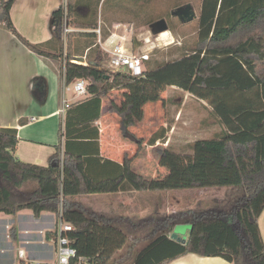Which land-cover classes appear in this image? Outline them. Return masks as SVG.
<instances>
[{"label": "trees", "instance_id": "obj_1", "mask_svg": "<svg viewBox=\"0 0 264 264\" xmlns=\"http://www.w3.org/2000/svg\"><path fill=\"white\" fill-rule=\"evenodd\" d=\"M14 1L0 0V26L10 30L32 51L56 57L44 49L45 43H32L16 29L10 14ZM107 1L109 4V0L105 3ZM128 1L119 0V4ZM85 2L67 0L66 5L63 3L53 12L52 23L54 37L64 45L66 11L67 23L74 29L66 34L64 81L69 85L78 78L88 80L91 97L69 109L70 114L61 132L66 138L64 149L58 146L50 157L49 166L19 160L15 154L18 130L0 128V213L14 215L23 209H31L36 216L43 211L57 213L63 197V217L74 225L70 237L79 254L89 258L93 264H111L114 254L133 234L128 248L136 249L139 240L136 232L146 225L143 221L133 222L127 228L114 218L73 202L70 197L118 192L125 188L146 190L151 183L141 175L131 174L132 159L128 157L117 175L96 178L90 173L91 165L102 158L97 141L98 129L91 126L101 116V97L135 78L127 72L103 66V51L90 45L98 36L95 31L76 30L96 29L98 26L94 17L87 21L81 18ZM197 18L198 41L183 61L181 79L204 88L227 89L234 86L243 92L260 86L264 101V0H201ZM76 37L87 38L83 43L89 45L88 57L92 58L94 54L87 64L72 61L76 59L73 53ZM46 87L45 78L34 79L33 91L40 100L45 99ZM130 108L117 112L125 117ZM213 112L224 126L223 119L216 111ZM233 119L240 127L237 131L231 132L223 127L211 137L190 144L192 159L182 175L188 186L237 185L242 188V194L225 210L214 208L196 212L186 209L155 218V232L138 248L130 264H165L188 253L220 256L235 264H264V240L258 224L264 210V132L254 133L264 123V107L242 110ZM121 128L126 136L130 134L135 138L124 121ZM78 143H85L88 152H80ZM31 181H35L37 187L24 191V186ZM182 222L191 225L186 243L169 237L175 226ZM10 234L13 239L17 238L15 226L11 227Z\"/></svg>", "mask_w": 264, "mask_h": 264}, {"label": "crops", "instance_id": "obj_2", "mask_svg": "<svg viewBox=\"0 0 264 264\" xmlns=\"http://www.w3.org/2000/svg\"><path fill=\"white\" fill-rule=\"evenodd\" d=\"M63 3L64 0H15L10 10L12 21L19 33L32 43H45L44 49L56 57L32 51L10 30L3 25L0 26V128H16L19 138L16 156L23 162L40 166H49L50 157L57 151L58 146L64 149L66 138L62 136L61 132L64 130L65 120L70 114L69 109L74 107L76 103L91 97L89 93L79 95L72 86L74 82L66 85L64 81L66 57L62 56L63 51L59 49L60 41L54 37L55 32L52 23L53 12ZM76 30L96 32L97 29L77 28ZM117 38L116 34L107 40L97 36L95 43L90 45H100L102 50L108 52L112 49L109 44L115 42ZM86 39L85 37L74 38L73 53L76 59H72V61L87 64L89 59L94 58V54L91 55L92 58L88 57L89 45L83 43ZM166 66V64H158L150 68L146 67L143 74L146 79L142 83H138L139 78H135L102 96L101 116L91 124L96 130L98 129L97 141L102 158L91 165L90 173L96 178L117 175L123 170L121 166L128 157L132 159L131 174L134 176L141 175L148 179L151 183L150 187L146 190L125 188L118 192L94 193L93 195L78 194L70 197L73 202L82 203L99 214L114 218L119 224L127 228L133 222H139L141 216L146 217L147 219L143 220V224L147 226L145 231L148 232L143 238L136 236L139 238L137 244L149 240L156 228L153 226L155 225L153 221L155 218L162 217L161 213L166 212L168 214L165 216H168L173 215L171 211L180 212L192 209L185 206L183 202L185 200L181 196L185 190L195 188L187 185V181L182 175L183 169L192 159L190 144L198 139L211 137L200 136L190 141L178 139L182 144L179 148L173 149L171 153L176 158H182V153H186L185 150L188 148L187 151H190L191 154V158L182 167L152 158L148 154L155 148L160 150L161 144L163 150L171 148L170 135H184L177 133L180 128V119L176 116L182 111L181 105L174 110L175 119L172 118L169 122L162 118L151 120L154 118L150 115V98L157 96V98L152 99H157L161 104L167 100L163 85L166 80L157 76L160 70L166 69ZM36 77L46 79L47 87L44 100H40L33 91V81ZM228 90L229 88H212L210 92L224 93ZM211 95L208 93L204 97L196 98L195 101L202 105L204 110L207 108L211 111L216 110L219 118L223 119L218 101L223 100L224 96ZM137 98L143 100V104L136 108L135 101ZM122 100H126L128 104L133 103L132 110L125 117L129 132L136 133L141 137L147 134L151 135L149 140L144 139L146 146L142 149V155H136V150L139 148V138H134L130 134L126 136L121 133L122 130L120 131L119 126H121L123 118L120 117L117 110L123 111ZM179 101L180 104L181 101L182 104L184 101L185 104L187 103L186 98L181 100L179 97ZM66 103L70 104V107L66 111L60 112ZM159 107L163 106L159 105ZM210 123V125L206 124L207 126L201 128V133L216 124L221 126L219 120L218 122L212 120ZM223 127L226 125L221 126L220 131ZM141 129L143 131L138 133ZM262 132H264V123L262 127L254 130L256 134ZM85 147V143L83 145L78 143L80 152L82 150V152L87 153ZM184 148L186 149L184 150ZM106 159L110 161H106ZM152 187L157 188L156 193L154 191L151 193ZM167 189L175 192L174 202L169 203L172 205L168 207V211H163V206H168L165 193ZM98 194H102V197L94 199ZM217 208L225 210L221 207ZM258 224L264 240V210L258 218ZM13 226L16 227V239H13L10 234V229ZM55 226L56 212L53 211H43L40 216H36L31 209L20 210L14 215L0 213V264H18L20 261L19 249H25L29 257L46 258V253L38 248L43 247L45 250L50 248L53 249V252L55 251L53 239ZM175 228L172 233L177 230L179 235H183L187 241L190 229L185 231L183 227ZM172 233L169 234L170 238ZM130 236L133 240L134 234ZM165 264L235 263L220 256H202L188 253Z\"/></svg>", "mask_w": 264, "mask_h": 264}, {"label": "rangeland", "instance_id": "obj_3", "mask_svg": "<svg viewBox=\"0 0 264 264\" xmlns=\"http://www.w3.org/2000/svg\"><path fill=\"white\" fill-rule=\"evenodd\" d=\"M105 1L106 0H101L100 2H97L95 0H86V8H81V10H83V14L81 15L82 19L87 21L92 20L94 17L96 20H98V26L96 28L98 37H102L104 40H107L110 36L116 34L118 38L115 42L109 44L110 48H113L116 44H124L125 47H127L133 54L140 55L145 52L149 53L150 59L144 61V69L146 67L150 68L158 64H167L165 67L166 69L160 70L157 74V76H161V78L166 80L164 81L165 83H163V85L166 90L164 95H166L167 100L161 104V102L157 99H152L157 98V96L150 98V115L152 118H154L151 120L162 118L169 122L172 118L175 119L173 114L174 110L180 105L182 107V111L176 116L178 119H180V128L179 132L177 133H183L184 135H170L169 139L171 148L169 147L167 150H163V145L161 144L160 150L155 148L150 153H148L152 158L163 160L166 163H171L173 165L182 167L184 163L191 158V154L190 151H187L189 150L188 148H184V150L186 149V153H182V158H176L175 155L171 153L173 152V149L179 148V146L182 144V142H179L178 139L190 141L200 136H212L214 133H218V131H220L221 126L214 123L216 124L215 126H212L207 129L208 131L206 130L205 132L201 133V128L210 125L212 120H216L218 122V117L216 114H214L213 110L211 111L209 108L204 110L202 105H199L195 101L196 98L204 97L208 95V93L212 94L211 96H224V99L218 101V103L224 123L231 132H235L240 128L233 119L235 115L239 114L245 109H261L264 107L260 86H256L254 89L251 91L249 90L248 92H243L242 90L232 86L227 92L220 93L210 92V88L200 87L181 79L183 61L187 58L188 54L192 52L198 41L199 20L196 18L190 22H183L179 16L173 15L172 12L180 6L186 7L187 5L192 4L194 8H190V11H196V13L199 15L201 0H142L138 2L129 0L124 4H119V0H109V4L108 1L106 3ZM64 4H67V0H64ZM77 18L80 17L78 16ZM71 19L73 20V17ZM161 19H165L168 23V29L163 31L167 32L166 37L162 36L163 32H159V28L154 24ZM67 26L70 30L73 28L71 24L69 25L67 23ZM147 38L151 39L150 43H146L145 39ZM63 42L64 45L61 44L59 49L60 51L63 49L62 56H66L67 40L65 33ZM97 48L103 51V66L107 69H111L110 54L106 52V50H102L100 45H98ZM145 79L146 77L142 75L139 77V81L137 82L142 83ZM179 97H181V100L186 98L187 103L185 104L184 101L182 104L181 101L180 104ZM132 101L134 102V100ZM122 102V109L124 112L129 106L131 107L130 111L132 110L133 103L128 104L126 100H122ZM142 102L143 100L137 98L135 101L136 108L138 106H142ZM159 105L163 107H159ZM120 117L123 118L124 122L126 121L125 117H122L121 115ZM119 128L121 131V126H119ZM142 131L143 129H141L138 133H141ZM121 133L124 134L123 131H121ZM132 134L135 136V138H139V148L136 150V155H142V149L146 146L144 145V139L149 140L151 135H144L143 138L138 136L136 133ZM36 185L37 184L35 181H31L24 186L23 190L32 191L37 187ZM201 189H188L183 192V195H181L185 200L183 201L185 206H189L196 212H202L214 208L217 209V207L224 209L226 206L228 207L230 202H232L238 195L242 194V188L237 185L205 187ZM153 191L156 193L157 188L152 187L151 193ZM165 193L166 203L168 206H163V211H168V207L172 205L169 203L171 201L172 203L174 202L173 196H175V192L167 189ZM100 197H102V194H98L94 197V199ZM177 212L179 211H171L173 214ZM166 214L168 213H161V216L164 217ZM146 219V217L141 216L139 218V222ZM146 227L147 226L142 229H138L136 232L137 236L143 238V236H145L148 232L145 231ZM178 227H183L185 231H187L188 228H191V225L189 223H179L176 225L175 229ZM175 232H177V230H175ZM180 236L183 237V235ZM131 242L132 236L129 237L124 247L119 249L114 254L110 260L111 264L132 263L137 255L138 248L142 247V245L147 241L139 242V244L136 245L135 250H129L128 247ZM38 249L45 252L47 255L46 258L42 259H52L54 257L53 249L49 248L45 250L43 247H39Z\"/></svg>", "mask_w": 264, "mask_h": 264}, {"label": "built area", "instance_id": "obj_4", "mask_svg": "<svg viewBox=\"0 0 264 264\" xmlns=\"http://www.w3.org/2000/svg\"><path fill=\"white\" fill-rule=\"evenodd\" d=\"M64 33L67 34L70 29L67 26V14L65 11L64 20ZM146 43H150L151 39H145ZM110 53V67L115 71H125L128 75L134 78H139L144 74L143 64L144 61L150 59L149 53L145 52L140 55L133 54L124 44H116ZM76 62V61H74ZM89 81L83 78H78L74 81V90L79 95H85L88 93ZM70 107V104L66 105L60 110V112L66 111ZM74 230V225L68 222L63 217V197L60 198L59 210L56 213V226L54 228V241L55 251L52 259H37L29 257L25 249H19L18 254L20 261L18 264H93V262L80 255L77 248L73 245V241L70 237V232Z\"/></svg>", "mask_w": 264, "mask_h": 264}, {"label": "water", "instance_id": "obj_5", "mask_svg": "<svg viewBox=\"0 0 264 264\" xmlns=\"http://www.w3.org/2000/svg\"><path fill=\"white\" fill-rule=\"evenodd\" d=\"M192 7L194 8V6L192 4L187 5L186 7L180 6L176 10H174L172 12V14L179 16L183 22L192 21L198 17V14L196 13V11L195 12L190 11V8H192ZM154 24L157 25V27L159 28V32H163V31H166L168 29V23L166 22L165 19L158 20ZM171 238L173 240L178 241V242L186 243V239L184 237L180 236L179 233H177V232H173L171 234Z\"/></svg>", "mask_w": 264, "mask_h": 264}, {"label": "bare ground", "instance_id": "obj_6", "mask_svg": "<svg viewBox=\"0 0 264 264\" xmlns=\"http://www.w3.org/2000/svg\"><path fill=\"white\" fill-rule=\"evenodd\" d=\"M162 36H163V37H166V36H167V32H163V33H162Z\"/></svg>", "mask_w": 264, "mask_h": 264}]
</instances>
